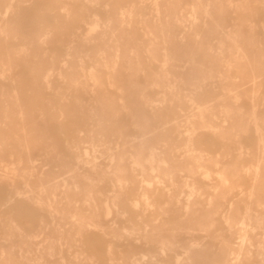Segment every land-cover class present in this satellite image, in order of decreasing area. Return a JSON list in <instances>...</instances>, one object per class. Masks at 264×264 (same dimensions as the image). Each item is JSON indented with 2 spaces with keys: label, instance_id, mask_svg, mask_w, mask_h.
<instances>
[{
  "label": "bare ground",
  "instance_id": "1",
  "mask_svg": "<svg viewBox=\"0 0 264 264\" xmlns=\"http://www.w3.org/2000/svg\"><path fill=\"white\" fill-rule=\"evenodd\" d=\"M0 242L264 264V0H0Z\"/></svg>",
  "mask_w": 264,
  "mask_h": 264
},
{
  "label": "rangeland",
  "instance_id": "2",
  "mask_svg": "<svg viewBox=\"0 0 264 264\" xmlns=\"http://www.w3.org/2000/svg\"><path fill=\"white\" fill-rule=\"evenodd\" d=\"M1 242H2V241H1ZM1 242H0V243H1Z\"/></svg>",
  "mask_w": 264,
  "mask_h": 264
}]
</instances>
